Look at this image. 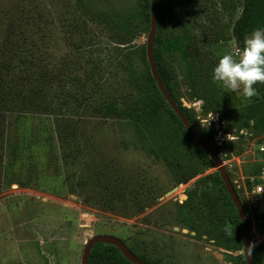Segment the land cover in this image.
I'll list each match as a JSON object with an SVG mask.
<instances>
[{"label":"rangeland","instance_id":"374dc122","mask_svg":"<svg viewBox=\"0 0 264 264\" xmlns=\"http://www.w3.org/2000/svg\"><path fill=\"white\" fill-rule=\"evenodd\" d=\"M228 1L163 0L162 38L178 37L184 30L193 35L188 52L193 71L198 75H190L185 60L177 51L163 53L162 64L169 72L177 99L190 111L205 142L212 144L210 146L221 159L255 240L254 227L260 235L264 229L255 223L260 213L244 187L248 185L247 175L254 161L252 132L247 128V135H239L240 128L216 110L215 101L234 99L246 104L264 97L260 85L256 87V95L248 98L240 91L226 89L212 81L219 58L231 54L239 59L248 36L232 34L230 41H213L215 33H222L241 15L242 1L234 0L235 9L228 8ZM147 2L0 0V73L7 83L2 86L5 92H1L0 85V136L3 133L0 138V264H83L89 242L98 237L120 241L133 256H140L152 264H236L234 258L244 253L229 252L208 235L197 234L189 225V213L180 207L189 194L199 188L198 202L202 205L203 187L198 186L203 181L211 184L216 180L220 173L217 167L205 169L193 158L187 163L184 180L195 174L198 177L187 185L184 181L177 183L172 169L151 150L141 148L137 135L124 121L86 116L89 113L86 105L101 97L100 90L118 98L124 92H137V89L132 91L130 86H123L129 71L136 73L137 81L150 74L153 77L148 60L151 21L144 11ZM123 38L128 39V44L118 45ZM118 58L125 69L118 71ZM21 62H26L24 68L31 62L51 64L59 72L76 64L74 70L83 68L77 71L82 80L93 79L95 86L89 89V94L78 100L70 99L73 109L61 111L60 118L72 121L73 129L58 125L61 119L55 116L46 117L50 121L45 123L43 115L22 114L21 110L12 112V106L8 110L11 74L9 71L8 76L7 69ZM72 75L62 74L58 82L65 84L73 79ZM211 84L218 86L217 91H209ZM118 89L121 92L117 93ZM78 101L85 106L75 107ZM17 114H22L17 119L29 123L32 130L28 145L53 139L47 171L49 175L59 176L54 178L42 172L38 181L37 164L41 170L43 156L40 147H33L32 154L27 152L25 158L32 161L35 156L38 163L30 162L27 175L24 178L20 175L18 181L17 175L11 172L5 179L6 165L10 166V161L15 159L10 145L27 126L20 121L17 123ZM169 118L173 122L171 116ZM45 126L50 128L51 136ZM220 132L223 133L222 145L218 144ZM233 135L240 137L239 140L233 141ZM65 138L71 142L70 149L75 155L68 164L63 160V148L70 146ZM2 145L6 147L5 152ZM239 147L243 148L241 152ZM62 177L71 179L76 193L68 188L60 196L39 192V184L45 192H61ZM175 187L178 189L166 196ZM210 192L208 195L215 198L213 191Z\"/></svg>","mask_w":264,"mask_h":264},{"label":"trees","instance_id":"16d2710c","mask_svg":"<svg viewBox=\"0 0 264 264\" xmlns=\"http://www.w3.org/2000/svg\"><path fill=\"white\" fill-rule=\"evenodd\" d=\"M241 1V15L233 24L231 23L232 32L231 24H229L225 27L222 33H215L213 41H230L232 34L243 37L249 35L257 27H264V0ZM162 3L163 0H157V34L154 42L156 65L171 98L181 108L199 137L206 141L203 132L195 122L194 117L190 114V111L183 107L182 103L177 99L175 89L172 86L169 77V72L162 64L163 53L177 51L185 60L190 75L196 77L198 73L197 71H193L194 67L192 66L188 52V47L191 44V41H193V35L184 30L178 37L167 40L162 38V29L164 26V17L161 10ZM227 6L229 9H235L234 0H229ZM150 10L151 1L148 0L144 11L149 21H151ZM127 40V38H123L117 42V44H128ZM38 61L41 63V58H39ZM19 64L20 65H14L12 67L10 65V70L9 68L7 69L8 76L9 71L11 74V98L8 103V110L12 106L10 109L12 112H14V110H17V112L21 110L20 113L22 114H26L27 112L28 114L43 115L47 120L45 123L50 121L49 118H46L48 116H55L56 119H61V111L64 109L71 111L74 107V104L70 99L78 100L83 98V96L89 94V89L94 88L95 86L94 82L91 81L93 79L82 80L79 77L77 71L83 68L74 70L77 66L76 64H72L73 66L65 68L66 70L64 72H62V70L59 72L56 67L46 63L43 65H35V62H31L28 68H24L23 66L26 62H21ZM116 64L118 66V71L121 68L125 69L124 63H122L119 58L116 59ZM62 74H66L67 77L69 74H73V79H68L65 84H62L63 82H58V78H60L59 76ZM0 77L2 79H0L1 92H5V88H2V86L7 83L3 82L4 80L1 73ZM61 79L62 78H60V80ZM125 81L126 82L123 85L125 88L130 86L132 91L137 89V92H124L122 97L118 98L117 95L114 96V94H109V92L102 93L100 90L99 93L101 97L94 99L90 104L86 105L88 106L89 111L86 116L102 118L105 120L112 119L116 121H124L137 135L139 146L146 151L151 150L160 161L165 162L166 165L172 169L177 183L184 181L187 163L191 162L193 158L201 163L205 169L216 168L213 159L209 156L208 152L193 139L191 133L187 130L179 115L174 111L163 92L159 89L155 79L151 77V74L150 76H146L142 78V80L137 81L136 73L129 71L127 73V80L125 79ZM70 84L75 87L72 88L69 86ZM90 84H93V86ZM258 85L262 87V95L264 97V84L258 83L254 87L256 88ZM217 89L218 86L213 84L209 91L213 93L214 91H217ZM114 90L116 92V89ZM73 91H75V93ZM205 91L207 94H211L207 89H205ZM118 92L121 91L118 89L117 93ZM87 99H82V101H86ZM56 103L58 106L54 105ZM83 105L85 106V103H79L78 101L76 102L75 107ZM215 107L217 108L216 110H220L225 117L234 121L238 128H249L255 136L264 135V98L255 99L246 104L241 103V101L236 102L234 99H216ZM22 114H17L16 119ZM166 116L168 117V120ZM169 116H171L173 122ZM17 120V123L20 121V124L24 125V120ZM63 120L64 119H61V122L58 125H62L63 128L66 127L68 129H73L74 123H70L72 121L64 120V122ZM22 125L20 126V129L22 128ZM25 125H27L26 129H21V133L24 136L20 134L19 139L10 145V151L15 153V159L13 158L12 161H10V166L6 165L5 179L6 177L9 178V172L17 175V181L20 175L24 178L30 169V165H32L30 162L35 161V164L38 163L35 156L32 158V161H26L25 156L28 154L27 152L32 154L34 148L40 147V152L43 156V160L38 157L41 160V164L43 163L42 165L39 163V165H41V170L37 164V178L40 182V177L43 176L42 172L49 175L47 171V163L49 162L48 151L49 146H54V141L52 138H46L45 140L37 141L34 145H28L31 135L30 132L32 130L29 128V123H25ZM45 129L48 130L47 132L49 134L50 128L45 126ZM51 132L54 133V130H51ZM49 135L51 136V134ZM0 138H3V133ZM65 142H69L70 144V146L67 145L63 148L65 152L63 160L68 164L70 160L72 161V159L75 158L73 157L75 155H72L73 153L70 149L72 147L71 142L66 138ZM2 147L1 150L4 148ZM20 149H22V151H20ZM242 149L243 148L239 147L240 152ZM5 150L6 147L4 148V152ZM217 174L218 177L216 180H213L211 184L203 181L198 186L203 187L202 194L204 196L202 205L198 202L200 196L198 193L200 190L199 188L195 193L189 194L188 199L181 204L180 207L183 212L189 213V225L193 231L197 232V234L208 235L211 239L216 241V244L219 247H222L229 252L244 251L246 239L244 224L220 173ZM57 176L59 175H51L50 177L55 178ZM62 179L63 185H66L71 193H76L73 190L74 185L72 184L71 179H67V177H62ZM61 188H63V186ZM38 189L44 190L41 187V184H39ZM210 190L216 195L215 198L208 195V193H211ZM138 257L144 260V258L140 256ZM144 261L147 264H152L147 260ZM234 261L236 264H247L246 254L242 253L234 258ZM88 264L134 263H132L116 246L112 244L98 243L91 250ZM254 264H264V244H261L254 249Z\"/></svg>","mask_w":264,"mask_h":264},{"label":"water","instance_id":"95a60500","mask_svg":"<svg viewBox=\"0 0 264 264\" xmlns=\"http://www.w3.org/2000/svg\"><path fill=\"white\" fill-rule=\"evenodd\" d=\"M151 38H150V42H149V48H148V60L150 63V67L152 69V74H153V78L155 79V81L157 82V85L159 87V89L163 92V94L165 95L166 99L169 101V103L171 104V106L173 107L174 111L179 115V117L181 118L182 122L184 123V125L186 126L187 130L191 133L193 139L201 146L203 147V149H205L209 156L213 159L214 163L216 164V167L218 168V171L220 172V176L223 179L226 188L228 189V192L232 198V201L234 203V205L236 206L241 220L244 224V229L246 232V239H245V249H244V253L246 254V258H247V264H254V249H255V242L253 239V235H252V230L249 224V219L246 215V212L241 204V201L233 187V184L231 182V179L225 169V167L223 166V163L221 161V159L218 157L217 153L215 152V150L210 146L209 143L205 142L203 139H201L198 135V133L196 132V130L194 129V127L190 124L189 120L187 119V117L185 116V114L183 113V111L181 110V108L175 103V101L171 98L168 90L166 89L161 76L159 74L157 65H156V60H155V56H154V42H155V38H156V34H157V0H151ZM198 175H192L190 177H188L187 179L184 180V185H187L191 180L197 178ZM178 189V187H175L173 190L169 191L166 196L171 195L173 192H175ZM176 230H178V228H175ZM98 243H106V244H112L114 246H116L117 248H119L122 253L134 264H147L145 263L143 260L133 256L125 246H123V244L120 241H116V240H110L108 238H102V237H98L95 239H92L87 248L86 251L84 253V259H83V264H88L89 263V258H90V254H91V250L92 248L98 244Z\"/></svg>","mask_w":264,"mask_h":264},{"label":"clouds","instance_id":"9594fccd","mask_svg":"<svg viewBox=\"0 0 264 264\" xmlns=\"http://www.w3.org/2000/svg\"><path fill=\"white\" fill-rule=\"evenodd\" d=\"M212 81L226 89L240 91L248 98L256 95L254 86L264 84V27L255 28L245 38L239 59H234L231 54L219 58L212 72ZM247 134V128L239 129V135Z\"/></svg>","mask_w":264,"mask_h":264},{"label":"built area","instance_id":"2783aa9c","mask_svg":"<svg viewBox=\"0 0 264 264\" xmlns=\"http://www.w3.org/2000/svg\"><path fill=\"white\" fill-rule=\"evenodd\" d=\"M225 121L222 122L223 128ZM222 132L218 135V140H221L218 144L222 145ZM253 137L251 143V153L254 156L253 165L248 171L247 180L248 185L244 184L246 194L250 197L254 204V207L261 213L260 218L255 222L257 225H262L264 229V135L255 136L253 133L250 135ZM240 137L232 136L233 141L239 140ZM255 247L264 244V232L259 234L256 227L253 229Z\"/></svg>","mask_w":264,"mask_h":264},{"label":"crops","instance_id":"0c3cea01","mask_svg":"<svg viewBox=\"0 0 264 264\" xmlns=\"http://www.w3.org/2000/svg\"><path fill=\"white\" fill-rule=\"evenodd\" d=\"M51 176V175H50ZM62 186H63V188L61 189V192H50V193H48V192H45L44 190H41V189H38L39 190V192L40 191H44V192H41V193H43V194H47V195H53V196H55V195H63L64 193H65V190L67 189V186L65 185H63V183H62Z\"/></svg>","mask_w":264,"mask_h":264}]
</instances>
